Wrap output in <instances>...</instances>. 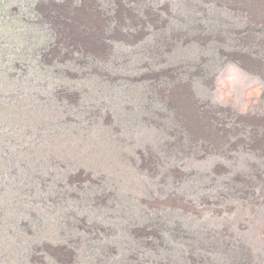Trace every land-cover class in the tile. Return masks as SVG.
<instances>
[{
	"label": "rangeland",
	"instance_id": "1",
	"mask_svg": "<svg viewBox=\"0 0 264 264\" xmlns=\"http://www.w3.org/2000/svg\"><path fill=\"white\" fill-rule=\"evenodd\" d=\"M55 1L29 0L19 55L0 50L1 105L26 116L0 129V217L22 222L4 246L264 264V0H66L60 23Z\"/></svg>",
	"mask_w": 264,
	"mask_h": 264
},
{
	"label": "trees",
	"instance_id": "2",
	"mask_svg": "<svg viewBox=\"0 0 264 264\" xmlns=\"http://www.w3.org/2000/svg\"><path fill=\"white\" fill-rule=\"evenodd\" d=\"M65 2L66 0L55 1L54 4L50 7L47 16H50L52 19L56 20V22L60 23L61 20H59L58 18L59 17L61 18V14L57 10L60 8H55V7L58 6V3H65ZM36 5L37 3L29 6V0L24 1V5L21 3V0H0V46H1L0 50L3 56H7L8 58V55H13V57L16 58L19 55L18 52L16 51V43L18 40V42L23 45V39L21 36H19L21 30L16 26L13 18L18 17L22 21L26 20L27 18L30 17L29 14H33V11L37 10ZM113 12H114L113 15H115L117 13V9H114ZM41 17H44V15L41 14ZM113 18L115 19L116 17L113 16ZM16 31H17V36L14 35ZM54 59H55L54 62H58L57 58H54ZM171 70H175V69H171ZM3 100H4V96L1 95L0 96V129L1 131L2 130L8 131L7 120L17 121L19 123L20 120L26 121L25 119L26 116L24 112L25 110L22 111V108L18 105L19 99H17L16 101H13V103L10 106L8 104L3 105L4 107L1 105V102H3ZM40 112L46 118L51 115H54V113H51L50 111L40 110ZM37 122H39L37 124H45V119L43 117H40L38 118ZM22 126H23V122L19 123L16 129ZM36 149L37 151L40 150L38 146H35L33 151H35ZM0 177H2V174H0ZM2 192L3 190H0V195L2 194ZM159 221L162 224V220H159ZM10 223H13V222H5L3 218L0 217V246L3 247L0 250V252H2L0 253V264H27L29 260L27 255H30V253H28L30 250H26L25 248H19L16 250H13V249L8 250L4 246V242H6V245H8L9 239L12 240V238H14V234H13L15 233L14 230L15 229L17 230L18 227H22V224H21L22 222L13 223V225ZM161 233L166 234V231H163ZM27 234H30V233H27ZM30 237H31L30 239L36 241L35 240L36 237H33L32 235ZM147 251H151V253H153L154 248H150Z\"/></svg>",
	"mask_w": 264,
	"mask_h": 264
}]
</instances>
